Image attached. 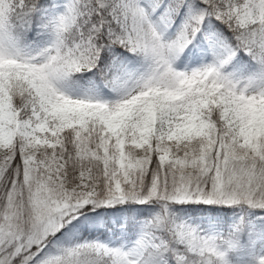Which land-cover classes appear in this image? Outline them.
Listing matches in <instances>:
<instances>
[{
  "label": "snow or ice",
  "instance_id": "snow-or-ice-1",
  "mask_svg": "<svg viewBox=\"0 0 264 264\" xmlns=\"http://www.w3.org/2000/svg\"><path fill=\"white\" fill-rule=\"evenodd\" d=\"M0 264H264V0H0Z\"/></svg>",
  "mask_w": 264,
  "mask_h": 264
}]
</instances>
